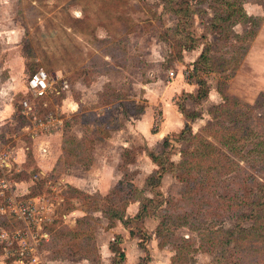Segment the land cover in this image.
Segmentation results:
<instances>
[{
	"label": "rangeland",
	"instance_id": "rangeland-1",
	"mask_svg": "<svg viewBox=\"0 0 264 264\" xmlns=\"http://www.w3.org/2000/svg\"><path fill=\"white\" fill-rule=\"evenodd\" d=\"M227 1L241 3L254 19L252 23L245 21L234 24L233 33L221 38V35L212 32L207 26L215 16L214 8L221 11V6ZM197 5L207 13L194 16L190 31L198 41L195 49L185 50L180 59L176 40L167 42L163 38L177 20L164 12L161 0H0V82H8L13 77L10 79V90L0 87V95L4 96L0 109L5 115L0 125V138L2 146L14 149L17 155L23 149L25 153L23 162L19 158L17 163L12 162L8 167L0 168V220L6 219L7 223V226H0V232L6 230L10 239H13L15 231L24 230L23 219L14 215L9 206V197H14L16 200L33 202L39 209L37 217H44L40 227L33 226L32 229L33 233L41 231L40 233L49 234L47 238L40 239L39 245L40 250L46 249L50 253L49 257L70 259L74 264L75 258L83 256L78 251L73 255L75 248L66 236L55 237L56 230L64 225L70 227L64 217L76 209L90 211L95 239L97 232L100 240L105 239L102 233L105 215L100 210L91 209L106 201L100 199L98 191L89 193L81 190L92 198L74 191L71 187L75 186L67 181L72 166L64 160L56 162V159L62 154L61 147L67 132L80 139L85 134L90 135L92 129H98V137L102 142L98 140L95 143L98 144L96 152L102 155L106 149L104 138L122 126H126L125 133L132 145L130 147L144 154L142 151L147 145L146 141L129 123L130 120L135 124L134 118L139 114H133L137 112L130 110L131 101L143 104L145 108L152 106L153 119L147 124L149 130L161 127L165 118L163 105L167 101L178 103L191 111L196 110L202 114L194 122L193 129L196 132L210 119L209 110L223 101L218 91L220 86L244 102L254 104L261 101L262 106L257 114L264 119V0H202ZM205 47H208L209 55L217 62V70L211 73L200 71L191 75L194 62ZM41 67L53 81L54 93L44 99H37L28 92L26 83L28 76ZM170 71H175V75L171 77ZM198 75L207 79L209 96L194 103L187 93L197 92ZM25 97L36 104L40 117L56 111L64 103L63 99L79 102L77 111L61 112L64 119L62 143L57 134L41 133L38 140L30 137L29 130L25 127L31 121L20 114V101ZM79 114L83 116L82 120L75 119ZM129 114H133L134 118H130ZM145 119L141 121V125L147 123ZM69 120H72L70 124ZM254 125L258 127L257 124ZM47 137L54 142L53 149L51 148L53 154L41 158L45 160L38 166L39 143L46 141ZM263 139L261 136L250 139L244 151L246 158L237 159L255 176L248 184L254 189L260 182H264V173L259 170L258 162L253 158L255 153L248 151L255 149L256 143ZM161 145L156 147L157 151ZM176 146L180 147L178 144ZM120 150L119 145H116L114 152L118 155ZM90 154L93 160L94 150L91 149ZM172 158L177 161L181 158L178 148H175ZM95 159L98 161L97 156ZM20 162L21 165L18 164ZM117 163L119 166L116 167V174L119 180L126 173L128 179H133L135 184L141 186L152 171V164L146 158L125 167L120 160L113 164ZM79 166L81 171L75 170L74 175L81 177L84 175V168L89 167ZM41 169L49 172L42 173ZM2 179L9 182L8 188L1 186ZM94 185L97 186L96 182ZM161 189L167 197L176 198L177 201L183 199V184L171 175L164 178ZM85 205L90 210H86ZM192 209L195 206L186 207L188 212ZM230 216L231 213L225 217L226 228H232L236 224L235 219ZM54 221L57 222L52 223ZM159 221V218L152 216L143 223H131L128 228L133 229L135 235L132 236L138 238L144 231L149 233L152 240L148 244L152 245L157 240L154 232ZM207 221L209 220L202 217L196 221L190 220L189 225L178 228L168 222L175 235L194 239L193 244L197 250L188 255L192 259L188 260V264H209L220 252L218 249L213 252L205 251L208 245L202 239V229L199 228L201 223ZM243 224L250 226L253 221H244ZM51 225L53 230L49 229ZM100 227L101 231L97 229ZM136 238H128V243H133ZM47 242L50 244L46 247L44 244ZM201 243L204 246L201 247ZM243 243L244 248L236 254L239 257L235 260L228 257L229 251L224 264L234 261L254 264L257 256L261 259V264H264V252L251 249L253 242ZM0 247L1 263L12 264L21 255L18 254L21 250L19 243L8 245V249L14 253L12 258L6 256L1 239ZM260 247H264V244ZM164 248L157 251V256H162L160 260L163 262L168 258L172 261L176 250L172 245ZM98 257L100 261V253Z\"/></svg>",
	"mask_w": 264,
	"mask_h": 264
},
{
	"label": "trees",
	"instance_id": "trees-1",
	"mask_svg": "<svg viewBox=\"0 0 264 264\" xmlns=\"http://www.w3.org/2000/svg\"><path fill=\"white\" fill-rule=\"evenodd\" d=\"M201 1L161 0L164 12L174 16L177 20L175 26L170 28L168 34L163 38L167 42L176 40L180 59L183 58L182 54L185 50L195 49L198 41L190 28L193 26L194 16L205 12L204 9L197 7ZM214 11L215 16L207 27L211 28L212 32L221 35V38L228 37L233 33L234 24L245 21L252 23V19H254L248 15L243 5L236 1H227L221 6V11L216 7ZM216 63L209 55L208 47H205L194 62V68L190 74L196 75L200 71L216 72ZM196 84L198 85L197 92L187 93V96L194 103H199L209 96V84L206 78L199 75ZM218 91L223 101L215 104L209 110L210 119L196 132L192 123L201 118L202 114L176 103L179 111L186 118L185 125L180 131L168 134L159 151L153 150L147 145L143 148L142 152H145L157 165V168L146 177L144 186L140 187L135 184L133 179H128V174L125 173L124 178L118 180L106 195L100 194V199L106 203L96 205L91 209L102 211L108 219V227L115 226L118 220L129 227L131 223L145 222L148 217L159 218L160 221L156 227L159 247L173 246L176 255L172 264H188L192 260L188 258V255L192 251H196L197 248L194 247L192 237L175 235L168 222L178 228L189 225L190 220L196 221L202 217L209 220L201 223L199 228L202 229V239L208 245L205 247V251L213 252L217 249L220 251L209 264H224V259L227 258L229 251L231 252L228 257L235 260L236 257H239L236 254L244 248V241L253 242L251 249L255 248L264 252V247H260L264 244V182H260L256 189L251 188L248 184L250 179H254L255 176L249 168L242 166L237 160L246 158L244 151L250 139L264 137V119L257 114L262 102L254 104L244 102L220 86ZM130 104L132 112H141L145 109L143 104L133 101ZM79 115L75 117L76 120H82L83 116ZM22 118L26 123L28 122L25 117ZM65 122L68 124V121ZM71 122L72 120H69V124ZM254 124H257L258 127ZM156 130L153 129V131ZM98 134V129H92L90 135L85 134L80 139L69 132L64 134L62 154L59 156L58 162L64 160L70 166L89 165L92 162L90 150H94L96 141L100 140ZM90 138L93 139L90 140ZM175 148H178L181 156L178 161L172 158ZM248 152L255 153L253 158L258 162L260 169L257 168L264 173V139L256 143L255 149ZM139 154V151L134 148H125L122 153L121 165L125 167L136 162ZM166 174H171L183 184L182 200L177 201L176 198L167 197L162 191L163 178ZM232 174L234 175L229 179L228 176ZM71 188L81 195L92 198L91 195L77 187ZM136 201L140 202L138 212L134 216H128L127 207ZM190 206H195V209L188 212L186 207ZM85 208L90 210L86 205ZM71 209L73 208L71 207ZM226 210H228L227 214ZM230 213L232 214L230 217L235 219L236 224L232 228H226L224 220ZM249 220L253 221V224L245 226L243 222ZM2 225L7 226L6 219L0 220V226ZM52 227L53 225L49 229L53 230ZM130 233L135 235L133 229L130 230ZM64 236L75 248L73 255L78 251L80 255L89 259L90 264H100L93 220L89 214L79 217L74 228L64 225L55 231V237ZM139 238L141 239L139 245L146 252L136 264H149L151 256L146 242L151 239V235L144 231ZM121 243L122 237L117 235L110 244V248L115 254L111 264H124L126 261V252ZM49 244L47 242L44 245L49 246ZM200 246L202 247L204 244L201 243ZM257 258L254 264H261V259L258 256ZM231 264H242V262L235 263L234 261Z\"/></svg>",
	"mask_w": 264,
	"mask_h": 264
},
{
	"label": "crops",
	"instance_id": "crops-1",
	"mask_svg": "<svg viewBox=\"0 0 264 264\" xmlns=\"http://www.w3.org/2000/svg\"><path fill=\"white\" fill-rule=\"evenodd\" d=\"M11 72H13V71H11ZM12 76H14L13 73H12ZM179 77H180V74H178L177 78H179ZM12 78L13 77H11L10 79H12ZM10 79L8 82H6V81L0 82V87L3 90H6V89L10 90L9 86H11V84H12ZM53 93H54V87L52 86L49 93L44 98H46L47 96H49ZM3 98H4V96L0 95V102L3 101ZM62 101H64V103L60 107H57L56 111L53 112L57 115L59 114L58 116L62 119V124L50 132H43V133H50L47 135L57 134V137L61 141V143H62V135H63V133L61 134V131L63 130V122H64L61 114L64 112H75L80 107L79 102L76 100L70 101L68 99L67 100L63 99ZM146 108L144 109V111L133 113V114L139 113L138 116L135 118L133 117V114H129L130 118H134L135 124H132L130 120H129V123L131 124L132 129H133V127H135V130L138 132V134H140L142 136L144 141H146V144L149 148H151L153 150H157L156 147L160 146V144L163 143L165 137L168 134H171L173 132H178L184 127L185 122H186V118L183 115V113L181 111H179L178 106L175 103H173L171 101L170 102L167 101L163 105L165 118L162 122V125H161V127L157 128L156 131H153V129L149 130L147 128V124H149L153 119V111H151L152 106H149V107L146 106ZM4 117H5V115L3 114V111L0 109V125L4 121ZM143 119H145L147 121V123H142V125H141V121ZM124 122H125V120H124ZM127 122H128V120H126V123ZM144 124H146V125H144ZM193 125H194V122L192 123V126ZM27 126L25 127L26 130L28 129ZM125 131H126V126H122L118 130L112 131L109 137L104 138V142L106 143V145H105L106 149H105L104 153H102V155H100L96 152V150H97L96 146H98V144H95V149H94L95 155H94V159L92 160V162L89 165H87L89 168H86L85 167L86 165H83V164H78V165L72 166L69 169V171H71V174L68 173L67 181L80 190H84V191H87L89 193H93V192L98 191L100 194L106 195L110 191V189L113 188L114 185L119 180L117 178V174H116L118 172L116 167L118 168L119 165H118V163L116 165H114L113 163H115L119 160L121 162L122 153H123L124 149L125 148H131L130 146H132V145H130L131 142L128 141V135L125 133ZM38 138L39 137L32 138V139L38 140ZM100 141L102 142V140H100ZM2 144H3V142L1 141V138H0V145L2 146ZM39 144H40V147L38 150L40 153L38 155L39 159H37V164H38V166H41L42 161L45 160V159H41V158L50 157V155L53 154L51 148L53 149L54 142L49 137H47L46 141H43L42 143H39ZM116 145H119V147L121 148L118 155L114 152L116 150ZM7 148H10V147H4V146L0 147V152L6 150ZM10 149H12V148H10ZM61 149H62V147H61ZM12 150H13V153L15 156L14 162L17 163L19 158H20V161L23 162L24 161L23 155L25 154L24 149H23V152L22 151L19 152L20 153L19 155H17L18 153H15L14 149H12ZM111 152H114V153L111 154ZM96 156L98 158V161H97V159H95ZM118 156H119V160H117ZM57 158H59V157H57ZM145 158L150 160V162L152 164V171H151V173H152L153 170L155 168H157V165L150 159V157L145 152H144V154H140L137 157L136 162L139 161V159L145 160ZM57 161H58V159H56V162ZM21 162L18 164L21 165ZM136 162H134V163H136ZM134 163H131V164H134ZM79 165H83L85 167L84 168V175H82L81 177L74 175L75 170L81 171L79 169L81 166H79ZM45 170L41 169L42 173H48L49 172V171H45ZM169 175H171V174H166L164 176V178L166 176H169ZM164 178H163V180H164ZM95 182H96L97 186L94 185ZM144 183H145V181H144ZM138 186L143 187L144 184H143V186H141V185H138ZM80 187H83V188H80ZM22 194H24V193H22ZM139 203L140 202L136 201V202L131 203L127 207V215L128 216H134L138 212ZM130 210H132V211H130ZM89 213H90V211H85L82 209H76V210L70 212L69 214L65 215V217H64L65 222L68 225H70V227H74L76 225L77 219L79 217L87 215ZM93 214H94V212H93ZM103 219H105V221H104L105 226L102 230V233L105 235V237H104L105 239L100 240V238L98 237V232L96 233V240H97L99 253H100V264H111L112 263V260H113L115 254L111 250L110 244L112 241L115 240V237L117 235L123 237L121 246H123V248L125 249V252H126V261L124 264H136L137 262H139L141 260V258L144 257L145 252H146L139 245V242L141 241V239L138 238V236H132L130 233L131 229L128 228V226H125L122 221L118 220L117 223L115 224V226L107 227L108 225H106V223H108V219L106 217H103ZM97 229H99L101 231V227L97 228ZM155 233H156V231L154 232V234ZM131 237H133V238L137 237V238L134 241L135 243L133 242V243L129 244L128 238H131ZM154 237L157 238L156 235H154ZM151 240H148L146 242V247H147V249L150 253V256H151V261L149 262V264H172V261L169 258L167 259V261L164 260L166 262H163L162 260H160L162 256H157L158 250H164L165 249V248L159 247V239L157 238V240H155L154 242L151 243L152 245H149L148 242ZM49 254L50 253L46 249L41 250L42 262L40 264H72V261L70 259H63V258H60L58 256L57 257L56 256L49 257ZM75 260H76V262L74 264H90L89 259L85 256H79V258H75ZM0 264H4V263L0 262ZM12 264H22V263L15 261Z\"/></svg>",
	"mask_w": 264,
	"mask_h": 264
},
{
	"label": "built area",
	"instance_id": "built-area-1",
	"mask_svg": "<svg viewBox=\"0 0 264 264\" xmlns=\"http://www.w3.org/2000/svg\"><path fill=\"white\" fill-rule=\"evenodd\" d=\"M171 77L175 75V71H170ZM53 86V81L51 80L48 72L43 68H39L36 72L28 76L26 87L29 93L37 99L45 97L51 87ZM20 106L22 108L20 114L26 116L31 124L27 126L28 134L31 138L39 137L43 132H50L62 124V119L55 113L50 112L44 117L39 116V111L29 97H25L20 101ZM15 156L13 150L7 148L6 150L0 152V168L8 167L14 162ZM1 186L6 189L8 188L9 182L6 179L1 180ZM9 206L12 208V213L19 218L23 219L24 230H17L13 234V239L6 230H1L0 239L3 243L4 249L6 250L7 257H14V253L11 249H8L9 243H19L21 250L18 254L20 256L16 257L14 261L21 262L22 264H40L42 262L41 250L39 245L41 238H47L48 233H33V226L37 228L40 227L41 221L44 217H37L36 205L33 202H28L24 200H16L14 197H9ZM7 234L9 237H7ZM3 262V261H0Z\"/></svg>",
	"mask_w": 264,
	"mask_h": 264
}]
</instances>
